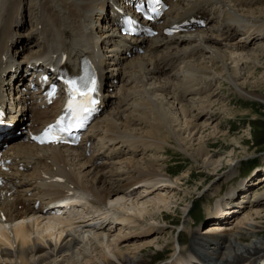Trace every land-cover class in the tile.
<instances>
[{
	"label": "bare ground",
	"instance_id": "6f19581e",
	"mask_svg": "<svg viewBox=\"0 0 264 264\" xmlns=\"http://www.w3.org/2000/svg\"><path fill=\"white\" fill-rule=\"evenodd\" d=\"M121 1L0 0L1 100L7 103L12 116L16 113V120L28 118L30 124L23 137L41 130L64 112V84H59L52 104L47 97L49 85H58L61 76L68 80L81 76L86 66L91 75L98 77L103 110L97 117L109 115L90 125L78 147L38 146L21 138L7 141L4 154L11 164L9 172L2 173L5 182L0 187V264H147L141 253L149 243L135 247L138 251L134 254H125L118 245L124 237H132L123 236V228L115 234L111 225L140 227L138 219L145 216L147 208L130 210L135 216L114 212L115 221L111 216L103 217L106 213L87 217L76 211L72 217L66 215L84 199L101 207L113 196L128 195L131 187L147 179L165 176L161 168L141 171L133 161L139 153L153 151L155 138L162 131L180 149L186 146L190 156L203 161L206 168L219 163L220 159L208 157L202 137L194 139L198 132L192 119H214L216 113L199 97L207 92L206 85L211 89L217 80L206 75L211 69L202 62L203 57L208 56L212 65L222 70L221 75L240 97L264 103V98L251 95L256 85L264 84V78L252 83L240 77L244 63L257 64L264 55L262 47L257 53L251 50L254 42H264V10L243 8L263 0H168L171 9L157 27L147 23L153 34L139 37L120 34L115 27L119 11L128 9ZM170 28L177 32H166ZM238 33L243 35L235 41ZM186 60L185 68L180 70L179 65ZM109 65L113 67L108 69ZM27 71L33 73L30 83L25 77ZM45 74L48 80H43ZM141 75L153 84L142 81ZM116 79L120 85L113 92ZM197 79L203 85L193 84ZM175 82L179 90L171 89ZM133 83L136 86H131ZM32 85H39L42 91H31ZM135 95H145L147 100L133 103ZM180 101L201 105L189 108ZM107 105L110 107L105 112ZM130 108L134 112L125 119ZM147 111L153 117L146 116ZM18 125L11 132H1L0 138L13 134ZM147 127L151 130L143 135L148 138L136 133ZM185 130L192 139L189 136L178 141L177 135ZM230 144L239 146L241 142L233 139ZM120 164V168L115 167ZM236 194L221 198L213 216L222 213L224 206L226 210L233 209ZM167 199L159 197L157 202L166 204ZM243 199L239 205H260L264 203V189ZM59 200L65 209L53 208ZM245 222L241 224H249ZM157 223L161 222L150 223L146 232L157 230ZM244 226L232 231L231 237L227 231L218 236L208 232L204 233L206 237L200 235L202 238L194 243L188 257H178L174 264H207L215 260L220 264H255L264 257L260 237L264 227ZM209 228L217 231L214 225Z\"/></svg>",
	"mask_w": 264,
	"mask_h": 264
},
{
	"label": "rangeland",
	"instance_id": "374dc122",
	"mask_svg": "<svg viewBox=\"0 0 264 264\" xmlns=\"http://www.w3.org/2000/svg\"><path fill=\"white\" fill-rule=\"evenodd\" d=\"M243 9L247 11L251 9L256 11L264 10V0L249 7L245 6ZM29 28L27 26V32ZM22 32L27 33L24 30ZM241 35L243 34H236L234 40L240 41ZM261 47L264 48V42H254L251 45L252 54L255 51L257 53ZM185 62V64L181 63L179 65L180 70L185 68L188 60ZM202 62L211 69L206 75L211 78L215 76L217 80L210 86L211 89L204 85V88L208 90L206 89L207 92L199 97L206 104H211L215 110L213 112L216 113L213 115L214 119L208 116L192 119L197 124L195 133L198 132L197 136L193 137L196 139L195 141L202 137L201 141H203L202 143L208 157L212 160L220 159L219 163L214 168H206L203 161L190 156L191 154L186 146L182 145L184 150L180 149L177 147L175 140L168 138L167 134L162 131L160 137L155 138L157 145H154L153 151L141 152L134 157L135 160L133 161L136 165L135 167L141 171H147L144 168H148L150 171L161 168L164 170L165 173L163 175L165 176L147 179L146 182H141L131 187L128 190V195L120 194L117 198L113 196V200L107 201L101 207L91 203L90 199L87 203L88 207L79 208V210L89 209L90 214L87 213L85 215L87 217L88 214L92 217V214L101 216L100 214L106 213L103 217L111 216L112 221H115L113 219L114 212L135 216L136 214L131 213L130 210L137 212L139 208H147L148 211L145 216L138 219V221L140 220V227H136V224H122L121 226H116L115 223L111 224L112 226L114 225L113 231L115 234H120V230L123 228L121 234L123 236L128 234L132 237L130 240H124L126 238L124 237L118 245L119 250H122L125 254H134L138 251L134 250L135 247L149 243V246L146 247L147 250L141 253L145 254L144 258L147 260V264H174L179 259L178 257H188L189 252L194 248V243L196 244L198 239H201V236H204L206 232H208V235L214 233L218 236V234L227 231L229 233L227 234L228 237H231L229 235H232V231H236V228H243L244 225L241 224L243 221L249 223L245 224L244 228H247L250 224L264 227V203L260 205L258 203L239 205L244 200L243 198L264 189V103L247 99V97H240L230 86L229 82L223 78V75H221L222 70L216 69L208 56L203 57ZM245 65L247 64L244 63L241 68V72L243 71L240 76L242 81L247 77L246 79L254 83L256 79V81H259L264 78V55L261 56L257 64L250 63L246 67ZM112 67V65H109L108 69ZM243 68L244 70H242ZM247 72L249 73L247 74ZM250 73L253 74L251 75ZM140 79L142 81L145 80V83L147 82L142 75ZM148 82L153 84V81L149 80ZM189 83L191 84V82ZM114 84L113 92H117L120 82H117L116 79ZM174 84L171 89L179 90V86L176 85L178 83L175 82ZM193 84L203 85L199 79L195 80ZM248 89L252 88L248 87ZM252 91V96L264 98V84L256 85ZM216 94H219L218 97H216ZM135 96V99H132L133 103H142L145 99L147 100L145 95L142 97ZM179 103L189 108L201 105V103L193 104L186 101H180ZM131 108L126 112L125 119H128L131 113L134 112L133 108ZM175 108H178L177 104ZM173 112L175 113V111ZM107 115L108 113H105L99 121L104 120ZM146 116L153 117V114L151 111H147ZM128 125L131 126L130 123ZM131 128L138 129V127L134 126H131ZM150 130L148 127L142 128V131L136 130V133L146 137L143 134ZM214 132H217V134H213ZM222 134H227V137H221ZM189 136L190 133L185 130L184 132H179L177 138L179 141L180 138L184 137L189 139ZM233 139L240 140L241 144L239 146L230 144ZM162 141L166 145L161 143ZM232 162L234 167L230 166ZM257 166L262 168L257 172L251 173L252 169ZM115 167L120 168L121 164ZM123 167H125V164H123ZM217 173L219 174L218 176L213 175ZM236 193L237 197L234 199L236 204L232 205L235 207L228 209L226 212L227 214L231 213V217H228V220L216 223V221L206 219L205 216L219 198ZM159 197H167V203L157 202ZM186 210H188L187 213L184 212ZM76 211L74 209L73 213H76ZM161 212L167 213L163 216ZM215 218L217 217L215 216ZM221 218L224 217L222 216ZM158 221L161 223L155 224L158 227L157 230L151 233L146 232V228H148L150 223L154 224ZM210 225H214V229L217 231L213 230L211 232ZM194 233L195 237H193ZM131 234L137 235L133 237ZM260 237L262 238L261 243H264V233ZM212 264L220 263L215 260ZM255 264H264V257L262 259L259 257Z\"/></svg>",
	"mask_w": 264,
	"mask_h": 264
},
{
	"label": "snow or ice",
	"instance_id": "6c2138e0",
	"mask_svg": "<svg viewBox=\"0 0 264 264\" xmlns=\"http://www.w3.org/2000/svg\"><path fill=\"white\" fill-rule=\"evenodd\" d=\"M69 86L72 89L75 96L79 97L84 103L80 105V108L82 111L87 110V106L90 104L95 103V101L92 99V93L95 91V84L94 82H84L82 86H77V83L75 81H70ZM75 110V107L73 104L69 105V112H72ZM59 131L65 132L72 128V124L68 123L65 125L64 121L61 120L59 122ZM58 126H52L48 130L45 131L44 135L45 137L52 136L53 142H58L59 137L56 135V128Z\"/></svg>",
	"mask_w": 264,
	"mask_h": 264
}]
</instances>
